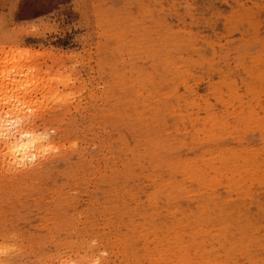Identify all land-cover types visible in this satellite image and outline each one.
Returning <instances> with one entry per match:
<instances>
[{
	"label": "rangeland",
	"instance_id": "rangeland-1",
	"mask_svg": "<svg viewBox=\"0 0 264 264\" xmlns=\"http://www.w3.org/2000/svg\"><path fill=\"white\" fill-rule=\"evenodd\" d=\"M0 122V264H264V0H0Z\"/></svg>",
	"mask_w": 264,
	"mask_h": 264
},
{
	"label": "bare ground",
	"instance_id": "bare-ground-1",
	"mask_svg": "<svg viewBox=\"0 0 264 264\" xmlns=\"http://www.w3.org/2000/svg\"><path fill=\"white\" fill-rule=\"evenodd\" d=\"M11 82L12 83H10L11 85L14 83V81L13 80H11ZM17 87H19V86H17ZM27 104V103H26ZM23 105V104H22ZM17 106L14 104V110L16 111L17 109ZM24 109V108H23ZM22 109V110H23ZM18 111V110H17ZM2 123H3V121H1ZM0 122V123H1ZM0 124V127H2L1 125H3V124ZM44 132V131H43ZM37 133V132H36ZM48 137L45 135V134H43V133H40V132H38L37 134H35V133H33V132H31V131H28V132H18V133H16V134H13V142L12 143H10L9 142V140L8 139H5V136H3V134H2V132L0 131V146L1 147H5V152H4V156H6L7 157V159L6 160H8V161H16V160H22L23 158H28L29 160H31L33 157L35 158L38 154H40V153H43L44 152V150L45 151H49V149H46L47 148V146H48V139H47ZM47 139V140H46ZM167 140V139H166ZM170 140V139H169ZM168 140V141H169ZM157 143V142H156ZM152 144V143H151ZM154 144H155V142H154ZM167 144V143H166ZM166 144H164V145H166ZM51 144H49V146H50ZM167 146V145H166ZM52 147V146H51ZM157 147V146H156ZM169 147V146H168ZM168 147H166V148H168ZM49 148V147H48ZM153 148V147H152ZM161 148H163V147H161ZM172 148V147H171ZM50 149H52V148H50ZM169 149V148H168ZM163 150H165L164 148H163ZM169 151V150H168ZM57 152V151H56ZM157 152V151H156ZM40 156V155H39ZM57 156V155H56ZM41 157H44V155L42 154V156ZM40 157V158H41ZM20 160V161H21ZM20 161H19V163H20ZM24 161V160H23ZM27 161V160H26ZM36 161H37V159H36ZM45 161V160H44ZM169 161V160H168ZM16 162H18V161H16ZM16 162H15V164H16ZM25 162V161H24ZM23 162V163H24ZM27 162H29V161H27ZM21 163H22V161H21ZM41 164V163H40ZM158 164V163H157ZM17 165V164H16ZM30 166H31V163L29 164ZM160 165H162V164H160ZM177 165V164H176ZM21 167H23L22 165H20ZM34 166V165H33ZM37 166V165H36ZM41 166V165H40ZM43 166V165H42ZM167 166V165H166ZM249 166V165H248ZM29 167V166H28ZM170 167V166H169ZM246 167V165L244 166V168ZM29 168H31V167H29ZM155 168V167H154ZM156 168H158L157 166H156ZM166 168V167H165ZM168 169V168H167ZM246 169H247V167H246ZM245 169V170H246ZM31 170V169H30ZM29 170V171H30ZM41 170V169H40ZM24 171V170H23ZM25 172V171H24ZM23 172V173H24ZM129 172V171H128ZM244 172V171H243ZM16 173V172H15ZM126 173V172H125ZM27 175H29L28 174V172L26 173ZM124 174V173H123ZM156 174V173H155ZM25 176V175H24ZM32 176V175H31ZM126 177V176H125ZM118 179V178H117ZM124 179V178H123ZM159 181V180H158ZM160 181H162V180H160ZM130 182V181H129ZM112 184V183H111ZM115 184V183H114ZM170 185V184H169ZM172 185V184H171ZM171 185H170V187H171ZM174 185H176V184H174ZM113 187V186H112ZM163 188H165V187H163ZM159 189V188H158ZM169 189V188H168ZM124 190V189H123ZM114 192V191H113ZM158 192H159V190H158ZM157 192V193H158ZM117 193V192H116ZM119 193V192H118ZM156 193V194H157ZM160 193V192H159ZM112 194V193H111ZM106 195V194H105ZM154 195H155V193H154ZM160 195H162V193L160 194ZM165 195V194H164ZM158 196V195H157ZM165 197H166V195H165ZM151 198V197H150ZM160 198V197H159ZM153 199H155L154 197H153ZM157 199V198H156ZM109 200V199H108ZM119 200V199H118ZM163 200H164V198H163ZM172 200V199H171ZM154 201V200H153ZM152 201V202H153ZM157 202V201H156ZM160 203V202H159ZM162 203V202H161ZM114 204V203H113ZM164 204V203H163ZM111 205V204H110ZM153 205V204H152ZM157 206H161V205H157ZM170 206V205H169ZM112 207V206H111ZM114 207V206H113ZM162 207V206H161ZM165 207H166V204H165ZM179 207V206H178ZM101 208V207H100ZM153 208V207H152ZM166 208H168V207H166ZM212 208H215V206L214 207H212ZM102 209V208H101ZM159 209V208H158ZM178 209V208H177ZM211 209V208H210ZM113 210V209H112ZM112 210H110V211H112ZM213 210V209H212ZM150 211V210H149ZM176 211V210H175ZM214 211V210H213ZM212 211V212H213ZM165 212V211H164ZM129 213V212H128ZM162 213V212H161ZM219 213V212H218ZM127 214V213H126ZM159 214V213H158ZM183 214V213H182ZM149 215V214H148ZM167 215V214H166ZM175 215V214H174ZM185 215V214H184ZM218 215H223V214H218ZM155 216V215H154ZM160 216V215H159ZM181 216H183V215H181ZM102 217V216H101ZM149 217V216H148ZM151 217V216H150ZM167 217V216H166ZM168 217H170V216H168ZM167 217V218H168ZM213 217H214V215H213ZM109 218V217H108ZM123 218V217H122ZM153 218V217H152ZM162 218V217H161ZM184 218V217H183ZM183 218H181V219H183ZM215 218V217H214ZM157 219V218H156ZM169 219V218H168ZM172 219V218H171ZM170 219V220H171ZM104 220H105V218H104ZM158 220V219H157ZM166 220V219H165ZM179 220V219H178ZM177 220V221H178ZM188 218H186L185 219V223H184V225H187L188 224ZM223 220V219H222ZM221 220V221H222ZM162 221V220H161ZM173 221V220H172ZM183 221V220H182ZM223 221H227L226 219L225 220H223ZM174 222V221H173ZM176 222V221H175ZM179 222V221H178ZM170 223H171V221H170ZM222 223V222H221ZM178 224V223H177ZM220 224V223H219ZM168 225V224H167ZM150 226V225H149ZM193 226V225H192ZM179 227V226H178ZM182 227V226H181ZM173 228V227H172ZM193 228V230L194 231H196L197 229H196V227L195 226H193L192 227ZM158 229V228H157ZM160 229V228H159ZM218 229V228H217ZM221 229V228H220ZM220 229H218L219 231L218 232H220ZM238 229H240V228H238ZM165 230V229H164ZM177 230H178V228H177ZM246 230V229H245ZM144 231H145V229H144ZM151 231V230H150ZM160 231V230H159ZM158 231V232H159ZM172 231V230H171ZM132 233V232H131ZM145 233H146V231H145ZM145 233H144V235H145ZM157 233V232H156ZM163 233V232H162ZM179 233H181V232H179ZM247 234H248V231L246 232ZM129 234H130V232H129ZM149 234V233H148ZM185 234V233H184ZM119 235V234H118ZM161 235V234H160ZM155 236V235H154ZM170 236V235H169ZM167 237H168V235H167ZM227 237V239L229 240V239H232V240H230V242H231V244L233 243V245L235 246V244H234V240H233V236H232V234L231 235H225V238ZM131 238V237H130ZM146 238H147V236H146ZM156 238V237H155ZM154 238V239H155ZM171 238V237H170ZM128 239V238H127ZM179 239V238H178ZM178 239H176L175 240V246H177V247H181V248H183L184 249V247H183V245H182V242L183 241H180V240H178ZM157 240V239H156ZM169 240V239H168ZM244 240H246V239H244ZM154 241V240H153ZM238 241V240H237ZM132 242V241H131ZM155 242H157L158 243V241H155ZM171 242H172V240H171ZM245 242V241H244ZM243 242V243H244ZM133 244H134V242H132ZM169 243H170V241H169ZM167 244V243H166ZM240 244H241V242H240ZM194 245L196 246V243H194V242H192V243H190L189 244V246H191L190 248L191 249H194L193 247H194ZM246 245V244H245ZM124 247V246H123ZM166 249V248H165ZM168 249H169V246H168ZM175 249V248H174ZM176 250H178V249H176ZM159 251H160V249H159ZM169 253V252H168ZM186 264V263H185ZM189 264H210V263H208V262H206L205 260H201V261H195V262H193V263H189Z\"/></svg>",
	"mask_w": 264,
	"mask_h": 264
}]
</instances>
